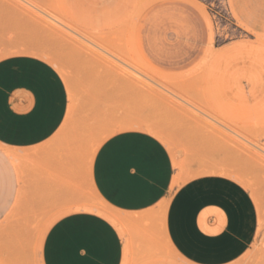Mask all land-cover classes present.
Masks as SVG:
<instances>
[{"label": "rangeland", "instance_id": "374dc122", "mask_svg": "<svg viewBox=\"0 0 264 264\" xmlns=\"http://www.w3.org/2000/svg\"><path fill=\"white\" fill-rule=\"evenodd\" d=\"M220 11L226 24L213 17ZM10 57L55 67L67 109L45 144L60 169L18 152L17 198L0 220V264H41L48 226L64 214L40 188L29 196V166L52 178L80 175L83 204L115 218L88 175L99 147L123 131L165 148L171 195L199 182L190 206L202 210L211 237L225 221L251 223L249 236L228 235L211 254L223 264H264V0H0V60ZM168 257L189 264L170 249Z\"/></svg>", "mask_w": 264, "mask_h": 264}, {"label": "crops", "instance_id": "0c3cea01", "mask_svg": "<svg viewBox=\"0 0 264 264\" xmlns=\"http://www.w3.org/2000/svg\"><path fill=\"white\" fill-rule=\"evenodd\" d=\"M66 109L65 83L47 61L0 60V220L17 198L19 150L29 149V158L60 169L59 156L45 144L63 126ZM40 173L29 166V196L31 189L40 188L43 201L47 198L53 211L64 213L48 226L41 264H169V249L189 264H223L224 257L210 249L219 248L228 235L250 234L251 223L240 229L225 221L224 232L211 237L209 221L199 219L202 210L190 206L199 182L171 195L169 154L140 131L109 137L90 167L88 181L115 218L83 204L80 175L58 171L52 178Z\"/></svg>", "mask_w": 264, "mask_h": 264}, {"label": "built area", "instance_id": "2783aa9c", "mask_svg": "<svg viewBox=\"0 0 264 264\" xmlns=\"http://www.w3.org/2000/svg\"><path fill=\"white\" fill-rule=\"evenodd\" d=\"M214 19L216 20L217 24H226L228 22V16L226 14V12H216L213 15ZM221 38V35L217 36V39Z\"/></svg>", "mask_w": 264, "mask_h": 264}]
</instances>
